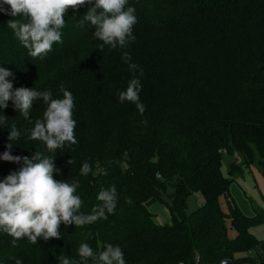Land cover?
I'll list each match as a JSON object with an SVG mask.
<instances>
[{
	"label": "trees",
	"instance_id": "16d2710c",
	"mask_svg": "<svg viewBox=\"0 0 264 264\" xmlns=\"http://www.w3.org/2000/svg\"><path fill=\"white\" fill-rule=\"evenodd\" d=\"M91 6L69 9L62 43H54L43 59H31L7 27L12 17L4 5L0 68L12 72L13 91H51L54 99L63 98L61 85L71 92L77 143L53 153L43 142L29 140L28 130L43 120L47 105L35 100L25 119L9 101L0 109V118H7L0 126V156L40 152L54 158L55 180L79 182L76 195L84 214L100 203L101 189L114 185L116 209L83 227L61 224L60 239L36 244L22 238L12 247V237L0 231V264L17 259L60 264L61 253L79 261L82 243L94 252L119 246L125 264H264L258 254H264V241L250 232L264 224V211L246 218L232 204L228 217L220 206L232 184L222 171L224 155L252 160L255 148L264 158V0H128L126 7L136 9L135 40L115 49H100L95 28L87 22L80 26ZM125 52L138 65L142 114L135 104L119 102L133 78L122 59ZM13 124L21 136L9 150ZM85 161L93 171L82 176ZM22 166V160L0 159V182ZM238 171L233 163L230 174ZM169 188L174 190L171 223L159 225L150 207L164 203ZM195 193L203 205L187 214L188 197ZM228 218L235 238L228 235ZM252 252L255 257L247 255Z\"/></svg>",
	"mask_w": 264,
	"mask_h": 264
},
{
	"label": "clouds",
	"instance_id": "9594fccd",
	"mask_svg": "<svg viewBox=\"0 0 264 264\" xmlns=\"http://www.w3.org/2000/svg\"><path fill=\"white\" fill-rule=\"evenodd\" d=\"M128 0H0V12L12 19L7 27L12 30L20 44L28 51L31 59L40 58L52 50L54 43H62L61 29L65 25V15L69 9L78 10L85 4L93 5L88 8L86 15L80 20L82 27L86 22L95 28L94 38L102 41L103 46L111 49L125 48L130 41L133 26L137 22L134 7H126ZM122 59L128 64L133 78L128 82L126 91L119 93V102H131L142 114L144 105L140 102V79L135 75L138 65L131 63L127 52ZM12 72L0 68V109L8 107L12 101L14 109L25 119L33 102L42 99L47 105L43 120H37L29 131V140L41 141L49 152L55 153L66 143L76 144L74 129L76 122L72 118L74 107L71 92L63 85L60 91L62 99H54L51 91H37L19 88L13 91V84L9 81ZM143 75V72H140ZM7 122V118H0V126ZM21 136L15 124L11 126L8 137V149L13 146L12 141ZM0 159L23 166L16 172L9 174L0 182V231L12 237V247L22 238L36 244L38 240L60 239V225L74 224L76 228L95 223L100 219H107V214H113L117 205L116 187L101 189L97 195L100 202L92 209L91 214L80 212L82 200L76 195L78 181L71 184L55 180L54 173L58 171L52 157H46L35 152L31 157H19L5 151ZM72 164V159L68 161ZM93 169L87 161L80 168V174L87 176ZM98 173L107 175L103 169ZM131 203V201H129ZM79 261L69 259L63 253L59 256L60 264H125L124 253L119 246L107 244L102 251L94 252L87 243H82L78 249ZM13 259H15L13 257ZM16 264H21L16 260Z\"/></svg>",
	"mask_w": 264,
	"mask_h": 264
},
{
	"label": "rangeland",
	"instance_id": "374dc122",
	"mask_svg": "<svg viewBox=\"0 0 264 264\" xmlns=\"http://www.w3.org/2000/svg\"><path fill=\"white\" fill-rule=\"evenodd\" d=\"M237 153L234 157L224 155L222 171L226 178L232 179L229 195L220 198V206L225 215L229 217L231 205L234 204L246 218H254L256 214L264 211V158L254 148L252 160H248ZM235 163L239 171L230 174L231 166ZM174 190L169 188L164 195V203H156L150 207L155 215V222L159 225L171 223V207L173 206ZM204 199L200 193L192 194L187 200V214L196 213L203 205ZM228 235L230 238L237 236L236 230L232 227L231 221H227ZM259 241H264V224L253 227L250 230ZM256 252L247 254L256 256ZM258 254L263 255L261 250Z\"/></svg>",
	"mask_w": 264,
	"mask_h": 264
},
{
	"label": "water",
	"instance_id": "95a60500",
	"mask_svg": "<svg viewBox=\"0 0 264 264\" xmlns=\"http://www.w3.org/2000/svg\"><path fill=\"white\" fill-rule=\"evenodd\" d=\"M221 264H233V262L231 260H225Z\"/></svg>",
	"mask_w": 264,
	"mask_h": 264
}]
</instances>
